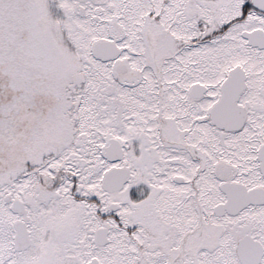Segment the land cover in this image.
I'll return each instance as SVG.
<instances>
[{"label": "snow or ice", "instance_id": "6c2138e0", "mask_svg": "<svg viewBox=\"0 0 264 264\" xmlns=\"http://www.w3.org/2000/svg\"><path fill=\"white\" fill-rule=\"evenodd\" d=\"M0 264H264V0H0Z\"/></svg>", "mask_w": 264, "mask_h": 264}]
</instances>
